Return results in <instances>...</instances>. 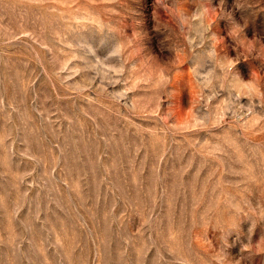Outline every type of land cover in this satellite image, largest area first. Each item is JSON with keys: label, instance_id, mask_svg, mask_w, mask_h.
Returning a JSON list of instances; mask_svg holds the SVG:
<instances>
[{"label": "rangeland", "instance_id": "rangeland-1", "mask_svg": "<svg viewBox=\"0 0 264 264\" xmlns=\"http://www.w3.org/2000/svg\"><path fill=\"white\" fill-rule=\"evenodd\" d=\"M0 264H264V0H0Z\"/></svg>", "mask_w": 264, "mask_h": 264}]
</instances>
